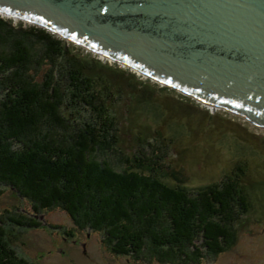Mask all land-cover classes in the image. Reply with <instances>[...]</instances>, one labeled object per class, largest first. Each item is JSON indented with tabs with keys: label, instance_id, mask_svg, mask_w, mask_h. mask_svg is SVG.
<instances>
[{
	"label": "trees",
	"instance_id": "1",
	"mask_svg": "<svg viewBox=\"0 0 264 264\" xmlns=\"http://www.w3.org/2000/svg\"><path fill=\"white\" fill-rule=\"evenodd\" d=\"M87 64L48 29L0 15V182L29 198L37 213L58 206L79 228L101 231L116 254L199 263L231 249L251 207L246 165L200 189L166 182L159 162L166 154L146 160L116 145L119 120L105 108L110 92ZM7 222L39 221L0 216V264H29L11 245Z\"/></svg>",
	"mask_w": 264,
	"mask_h": 264
},
{
	"label": "rangeland",
	"instance_id": "2",
	"mask_svg": "<svg viewBox=\"0 0 264 264\" xmlns=\"http://www.w3.org/2000/svg\"><path fill=\"white\" fill-rule=\"evenodd\" d=\"M0 15L14 25L39 26L22 17ZM55 35L89 60L88 74L104 78L111 96L105 108L113 107L119 120L116 145L121 150L146 160L152 153L166 154L159 160L161 178L190 190L210 186L245 164L242 182L251 207L237 223L238 238L231 249L205 256L199 263L160 262L116 254L104 244L101 231L79 228L58 206L37 213L29 198L0 182V216L21 213L36 217L40 224H5L18 254L29 264H264V126ZM45 69L40 68L39 77ZM84 116L88 118L87 113ZM114 162L119 165L116 155Z\"/></svg>",
	"mask_w": 264,
	"mask_h": 264
},
{
	"label": "water",
	"instance_id": "3",
	"mask_svg": "<svg viewBox=\"0 0 264 264\" xmlns=\"http://www.w3.org/2000/svg\"><path fill=\"white\" fill-rule=\"evenodd\" d=\"M0 13L264 126V0H0Z\"/></svg>",
	"mask_w": 264,
	"mask_h": 264
},
{
	"label": "bare ground",
	"instance_id": "4",
	"mask_svg": "<svg viewBox=\"0 0 264 264\" xmlns=\"http://www.w3.org/2000/svg\"><path fill=\"white\" fill-rule=\"evenodd\" d=\"M137 70H139V69H137Z\"/></svg>",
	"mask_w": 264,
	"mask_h": 264
}]
</instances>
